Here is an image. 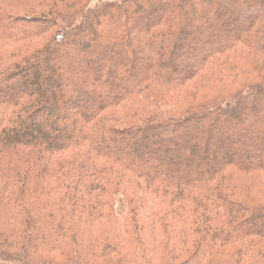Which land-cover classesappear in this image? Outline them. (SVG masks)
Here are the masks:
<instances>
[{
	"label": "trees",
	"instance_id": "1",
	"mask_svg": "<svg viewBox=\"0 0 264 264\" xmlns=\"http://www.w3.org/2000/svg\"><path fill=\"white\" fill-rule=\"evenodd\" d=\"M26 1L0 0V264L132 261L146 230L189 241L163 264H220L217 243L264 264V79L156 107L217 68L255 76L264 0Z\"/></svg>",
	"mask_w": 264,
	"mask_h": 264
},
{
	"label": "rangeland",
	"instance_id": "2",
	"mask_svg": "<svg viewBox=\"0 0 264 264\" xmlns=\"http://www.w3.org/2000/svg\"><path fill=\"white\" fill-rule=\"evenodd\" d=\"M88 0H80L78 4L85 3ZM99 0H91L89 2V6H94ZM116 1V0H113ZM27 3V1L25 0ZM83 3V4H84ZM82 4V5H83ZM80 5V6H82ZM232 35V32H229ZM42 45V42L30 43L23 46L15 47V48H6L3 52L8 53L12 49L14 52L18 53V57L22 56L30 50L35 49ZM256 75L249 76H240L235 71L229 70L227 67H223L221 69L217 68V71H220L218 74L221 75L223 79L221 83H213L205 84L208 86L200 87L201 84L195 85L193 82L188 83L186 86H183L180 91H177L173 94H164L161 95V100L156 102V107L160 110L167 109H181L186 105L198 104L205 100H208L214 96H217L221 92L225 93H234L241 87H246L251 84L257 83L256 78L264 79V64L256 69ZM211 71V70H210ZM214 71V70H213ZM225 79V80H224ZM207 90V91H206ZM232 95V94H227ZM194 98V101L190 98ZM261 182L257 183L255 186H252L250 189V195L253 198L258 199L259 204L264 206V180H260ZM258 223L263 225L264 222L258 221ZM161 231H145L142 233V250L140 255L137 256L134 260H122L118 256L112 253H88L84 249H81L82 260L79 261L78 264H163L162 262L165 259V256L168 253H171V256L174 254L186 253L188 250L187 245L189 246V241L185 238L183 245L185 246V250H181L183 246L177 237V233L174 232L172 236L163 234ZM261 246L264 248V243H261ZM214 247V248H213ZM211 252L209 253V258H214L216 261H220V264H227L228 261H241L240 264H245L244 260L241 258H236L237 255L227 246H221L220 244H214ZM167 249V250H166ZM181 252V253H180ZM165 253V254H164ZM188 256V255H187ZM32 261L34 263H43V264H74L72 259L67 260L64 256L59 253H41V254H32ZM185 255H181L178 259H176V263H181L185 260ZM71 261V262H70ZM75 262V261H74Z\"/></svg>",
	"mask_w": 264,
	"mask_h": 264
}]
</instances>
